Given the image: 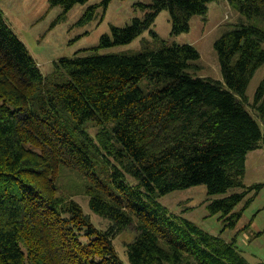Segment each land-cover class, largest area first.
Returning <instances> with one entry per match:
<instances>
[{
	"label": "trees",
	"instance_id": "obj_1",
	"mask_svg": "<svg viewBox=\"0 0 264 264\" xmlns=\"http://www.w3.org/2000/svg\"><path fill=\"white\" fill-rule=\"evenodd\" d=\"M86 1L50 3L65 11ZM209 1L138 3L147 8L143 15L111 25L99 45L132 41L162 10L172 35L188 31ZM226 2L254 22H229L213 41L219 79L197 73L195 46L166 45L153 31L161 40L154 49L60 57L47 76L0 10V264H124L113 239L128 226L135 229L128 264H250L233 240L156 199L198 184L209 195L242 187L208 205L233 227L241 215L234 208L260 188L242 178L247 153L264 140V77L251 103L246 96L264 62V29L255 24L264 22V0ZM61 169L82 177L88 206L108 221L105 229L71 194L57 193Z\"/></svg>",
	"mask_w": 264,
	"mask_h": 264
},
{
	"label": "rangeland",
	"instance_id": "obj_2",
	"mask_svg": "<svg viewBox=\"0 0 264 264\" xmlns=\"http://www.w3.org/2000/svg\"><path fill=\"white\" fill-rule=\"evenodd\" d=\"M151 1L109 0L105 4L101 0H87L76 3L64 11L61 4H51L50 0H0V10L9 26L36 60L41 72L47 76L52 73L54 62L60 57L132 55L146 49H154L160 45L161 40L153 36L151 33L153 31L166 45L190 43L195 46L200 55L198 63L201 65L197 73L219 79L221 72L213 41L229 22H238L241 19L254 22L253 19L241 17L226 0H211L205 13L191 17L188 31L172 35L168 12L162 10L158 12L151 25L132 41L99 45L101 35L109 33L111 25L124 26L130 23L133 17H141L147 8L139 6L138 3L147 4ZM93 4L96 5L87 11V7ZM255 24L264 29V22L255 21ZM262 45L264 47V42ZM263 77L264 62L257 68L247 85L246 96L250 103ZM138 84L144 87L146 78H142ZM261 127L264 132V123H261ZM90 132L94 133L93 127ZM126 179L131 183L134 181L127 175ZM242 180L246 186L260 184V188L250 189L234 208L235 211L239 210L241 215L233 227L226 225L227 221L221 217L220 212L211 214L208 205L212 198L240 192L243 190L242 187H230L224 193L209 195L206 187L198 184L166 192L158 195L156 199L167 207L170 213L184 217L201 229L220 235L227 241L233 240L237 250L250 264H264V140L260 148L247 153ZM57 187L59 195L71 194L98 228L107 227L108 221L90 210L88 196L83 193L84 180L78 173L61 169ZM249 198L251 201L246 204ZM134 230L133 226H128L113 239V244L124 264H128L126 243L134 238Z\"/></svg>",
	"mask_w": 264,
	"mask_h": 264
},
{
	"label": "crops",
	"instance_id": "obj_3",
	"mask_svg": "<svg viewBox=\"0 0 264 264\" xmlns=\"http://www.w3.org/2000/svg\"><path fill=\"white\" fill-rule=\"evenodd\" d=\"M227 3V2H226Z\"/></svg>",
	"mask_w": 264,
	"mask_h": 264
}]
</instances>
